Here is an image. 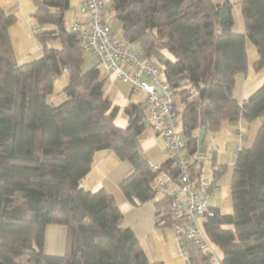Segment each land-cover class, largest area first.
Masks as SVG:
<instances>
[{
	"label": "trees",
	"instance_id": "obj_1",
	"mask_svg": "<svg viewBox=\"0 0 264 264\" xmlns=\"http://www.w3.org/2000/svg\"><path fill=\"white\" fill-rule=\"evenodd\" d=\"M244 32L234 30L231 0H112L122 38L158 59L175 91L187 150H199V131H217L222 121H252L264 113V82L244 101L233 94L236 75L249 66L247 40L264 68V0H239ZM36 32L42 55L19 62L9 33L15 17L0 2V264H164L149 259L123 213L105 189L80 186L99 149H112L131 163L120 182L131 201L155 200L157 224L169 225L166 197L157 198V170L141 147L143 106L130 102L128 124L115 123L118 106L105 92V78L66 21L70 0H36ZM69 74L64 100L49 102L55 80ZM253 144L240 148L231 181L232 211L205 222L222 249V264H264V118ZM206 136V134H205ZM205 137L202 142L204 148ZM171 158L161 163L170 169ZM222 167L213 172L214 183ZM157 198V199H156ZM50 223L66 225L63 254L44 251ZM187 264H211L194 243Z\"/></svg>",
	"mask_w": 264,
	"mask_h": 264
},
{
	"label": "crops",
	"instance_id": "obj_2",
	"mask_svg": "<svg viewBox=\"0 0 264 264\" xmlns=\"http://www.w3.org/2000/svg\"><path fill=\"white\" fill-rule=\"evenodd\" d=\"M231 1L233 2L234 12L235 3H239V0ZM0 2L4 10L15 17L13 23L9 26V33L18 61L27 62L40 57L42 55V45L37 38L35 27H38L39 30H55L57 25L54 23L38 25L34 15L37 9L36 0H0ZM80 3L81 0H70L71 7L65 16L67 23L69 21V27L71 22L83 16L80 10ZM244 29V21L243 25L237 29L234 23L235 31L244 32ZM247 54L249 60L248 69L245 72L237 73L233 90L234 96L240 102L244 101L264 82V68H255L254 64L258 60L259 55L257 47L250 40H247ZM95 63L93 59L92 64H86L90 66ZM103 70L104 73L101 76L105 78L104 90L112 99L113 104L118 106L115 123L125 127L128 124V114L125 108L133 101L131 100V95L134 90L129 83L117 78L115 74L107 69L104 68ZM117 79L128 86L118 85L111 89L112 94L108 93L106 88L107 86L110 88V80L114 82ZM68 80L69 74L64 71L54 82L53 92L47 97L49 102L58 104L64 100L63 91L68 84ZM138 102L143 106L146 102V94L145 101ZM261 124L262 121L259 117L252 121L244 118L235 122L224 120L217 131H211L216 140V147H213L211 162L208 164L207 161L206 166L212 172L220 166L224 169V172L216 180L210 202L223 212H231L233 207L231 181L236 153L240 148L249 147L253 144ZM144 131L141 136V147L149 161L151 163H162L170 158V151L163 141L157 137L156 133L149 127H146ZM208 132L206 131V134ZM132 170L131 163L121 159L114 150L108 148L99 149L93 155L89 171L81 178L80 186L92 192L103 188L113 195L123 213L122 224L134 230L150 260L161 261L164 264H187L186 253L183 251L182 244L177 239L174 231L169 225L157 224L158 208L155 200L140 202L135 199V202H133L127 198L121 189V180L129 175ZM159 197L162 196L157 195V198ZM66 232L67 228L64 224H47L44 251L51 254H63L66 248ZM217 251L223 257L224 253L219 246Z\"/></svg>",
	"mask_w": 264,
	"mask_h": 264
},
{
	"label": "built area",
	"instance_id": "obj_3",
	"mask_svg": "<svg viewBox=\"0 0 264 264\" xmlns=\"http://www.w3.org/2000/svg\"><path fill=\"white\" fill-rule=\"evenodd\" d=\"M105 8L104 0H81L83 16L71 22L70 29L99 67L129 83L133 90L146 94L143 123L163 141L170 151L171 167L177 170L174 174L162 168L161 163H151L158 171L153 188L168 200L169 227L185 253L187 245L194 243L210 254L211 264H222L218 245L205 229L206 220L215 213L210 202L215 183L213 172L206 166L208 158L199 150L194 153L187 150L180 116L174 107L175 91L167 81L162 63L145 57L137 43L115 33ZM34 30L37 32L39 28Z\"/></svg>",
	"mask_w": 264,
	"mask_h": 264
},
{
	"label": "rangeland",
	"instance_id": "obj_4",
	"mask_svg": "<svg viewBox=\"0 0 264 264\" xmlns=\"http://www.w3.org/2000/svg\"><path fill=\"white\" fill-rule=\"evenodd\" d=\"M105 3V12H106V16L108 21L112 24L113 30L115 31V33H117L120 37H122V25L121 22L114 17V10L111 8V3L112 0H104ZM234 17H235V28L237 29L238 27H241L243 25V20H242V15H241V9H240V4L239 3H235V8H234ZM69 23V21H68ZM85 58H86V63L87 64H92L93 63V55L90 52L85 51ZM101 68V74L104 73V68ZM111 84L110 88H108L109 86H107V92L112 94L111 89H114L115 87H117L118 85H124V86H128L126 83L122 82L121 80H115L114 82H109ZM131 100L138 102V101H145V94L141 93V92H137V91H133L132 95H131ZM145 132V131H144ZM143 135V133H142ZM216 140L214 139V135L211 131H209L206 136H205V141H204V148L205 150L203 151L204 154L207 156V161L208 164H210L211 162V158H212V149L215 146ZM216 147V146H215ZM210 160V161H209ZM207 164V162H206ZM220 254V253H219Z\"/></svg>",
	"mask_w": 264,
	"mask_h": 264
},
{
	"label": "water",
	"instance_id": "obj_5",
	"mask_svg": "<svg viewBox=\"0 0 264 264\" xmlns=\"http://www.w3.org/2000/svg\"><path fill=\"white\" fill-rule=\"evenodd\" d=\"M206 129H207V127L206 126H203L201 129H200V131H199V140H198V144H199V151L200 152H203L204 151V149H203V147H202V142H203V139H204V137H205V134H206Z\"/></svg>",
	"mask_w": 264,
	"mask_h": 264
}]
</instances>
